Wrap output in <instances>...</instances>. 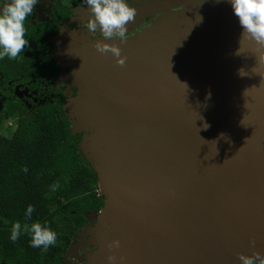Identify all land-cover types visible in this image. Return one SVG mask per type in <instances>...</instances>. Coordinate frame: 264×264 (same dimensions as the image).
Returning <instances> with one entry per match:
<instances>
[{"label": "water", "instance_id": "1", "mask_svg": "<svg viewBox=\"0 0 264 264\" xmlns=\"http://www.w3.org/2000/svg\"><path fill=\"white\" fill-rule=\"evenodd\" d=\"M141 6L150 18L125 42L68 51L98 170L133 201L131 250L149 255L143 264H241L238 254L264 250V65L247 41L235 55L242 28L230 0ZM98 41L119 46L125 65Z\"/></svg>", "mask_w": 264, "mask_h": 264}, {"label": "trees", "instance_id": "2", "mask_svg": "<svg viewBox=\"0 0 264 264\" xmlns=\"http://www.w3.org/2000/svg\"><path fill=\"white\" fill-rule=\"evenodd\" d=\"M62 1L54 2L62 16L70 5L86 2ZM25 26L29 46L16 59H0V264H61L72 236L86 223V214L99 212L103 201L97 192L98 174L79 152L80 137L68 130L59 94L46 96L41 90L56 71L48 38L55 25L27 18ZM21 85L38 90L35 96L40 99L19 95L15 89ZM25 101L31 103L29 113ZM29 205L35 209L31 218L25 215ZM16 222L49 227L57 233V243L47 250L32 247L27 232L12 242Z\"/></svg>", "mask_w": 264, "mask_h": 264}, {"label": "rangeland", "instance_id": "3", "mask_svg": "<svg viewBox=\"0 0 264 264\" xmlns=\"http://www.w3.org/2000/svg\"><path fill=\"white\" fill-rule=\"evenodd\" d=\"M142 1L144 0H126V3L135 8L137 3ZM10 2L11 0H0V12ZM62 4L70 5L67 0H63ZM152 4L150 3L151 6ZM84 5H80L78 11L70 6V10H73V15L76 18L71 17L70 20L60 25L57 35L49 37V40L54 43L49 58L51 62L58 65V69L53 78L43 82L41 90L46 96L59 93V106L66 115L68 130L71 134L80 137L79 152L98 174L97 192L102 195L103 207L99 212L86 214V223L78 228L73 235L72 243L63 256L62 264H107L106 259L109 255L116 257L114 264H143V261L149 259V255L138 245V251L131 250L134 244H137L131 232L139 228L133 201L130 195L123 192L120 184L117 189L112 187L113 182L107 173L99 172L98 165L102 155L100 145L91 134L92 132L85 130L84 126L80 125L78 88L69 73L68 51L70 47L78 45L77 38L81 35L78 33L80 25L76 23L75 19H78L83 9H88V6L86 5L85 8ZM146 9L145 6L137 9L136 19L128 25L127 31L138 29L149 20L147 16H142ZM35 17L33 11L29 19L33 20ZM25 107L29 113L32 107L31 103L25 101ZM107 219L109 221L104 226H100ZM114 240H118L120 246L110 250L108 246ZM100 256H104L101 261H99Z\"/></svg>", "mask_w": 264, "mask_h": 264}, {"label": "clouds", "instance_id": "4", "mask_svg": "<svg viewBox=\"0 0 264 264\" xmlns=\"http://www.w3.org/2000/svg\"><path fill=\"white\" fill-rule=\"evenodd\" d=\"M37 3L38 0H11L0 12V59L5 56L16 59L29 46V41L25 38L27 31L25 21L33 14ZM230 3L242 28L240 47L235 55H241V43L247 41L253 46L255 67L264 65V0H230ZM86 5L87 12L90 13L89 18L86 19V27L91 33L99 30L107 41L116 38L123 43L127 40L128 25L133 23L137 16L136 8L131 7L126 0H86ZM202 19L199 16L197 22H202ZM94 47L102 55L111 53L117 58V65L121 67L125 65L127 57L121 55V48L116 44L98 41ZM238 75L245 77L249 73L241 68L238 70ZM210 95L209 93V98ZM34 210V206L29 205L25 213L26 217L31 218ZM22 232L30 233L32 247L47 250L49 246L57 243V233L39 222L31 225L14 223L10 240L16 242ZM251 243L254 245L255 241ZM119 246L120 242L114 240L108 247L111 250ZM107 259L109 264H114L116 257L109 255ZM238 259L241 264H264V255L259 252H254L252 255L240 253Z\"/></svg>", "mask_w": 264, "mask_h": 264}, {"label": "flooded vegetation", "instance_id": "5", "mask_svg": "<svg viewBox=\"0 0 264 264\" xmlns=\"http://www.w3.org/2000/svg\"><path fill=\"white\" fill-rule=\"evenodd\" d=\"M132 1H134V0H132ZM54 2H55V0H49V1L48 0H38V3H37V5L35 6V9H34V12H35L36 17L33 20H30L29 17H28V20L31 23H34V22H45V21L50 22V23H54L56 31H55L54 35L49 34L48 35V38L57 35L60 25H62L64 22L70 20L71 17H75L76 18V16L73 15V10L72 11L69 10V12L65 16H62L63 15L62 11L60 9L57 10V8H55ZM138 3H137V5H138ZM84 4H86V2L81 3L79 5H75L72 8H75L76 11H78V9H80L79 6L80 5H84ZM85 6L86 5H84V7ZM58 11H60V13L62 15H59L58 14ZM89 15H90V13L87 12L86 9H83L82 12L79 14L78 19H75L76 20V23L80 25V27L78 28V31H79L78 33H80L81 35H79L80 37L77 35L78 36L77 40H79L78 41V44H81L82 42H86V41H91V40L94 41L96 39H99V38H102L103 37L102 33L99 30H97L96 33H91V31L87 29V27H86L87 20L86 19L89 18L88 17ZM58 17H62L61 20H58ZM147 17L150 18V16H147ZM143 25L145 26L146 23H143ZM138 29L136 28V29L132 30L131 32L137 31ZM53 48H54V43H53L52 49ZM51 63L54 64L55 62H51ZM57 69H58V65L56 66V71H57ZM56 71H55V73H56ZM55 73H54V76H55ZM69 73H70V76L72 77V73H71V70L70 69H69ZM18 86H20V85H18ZM20 88L21 89H15L17 93H22L24 90L27 89L26 90V94H28V95L30 94L29 96L26 95V96H28L27 98H30V99H32L34 101H37V100L40 99V97L35 96V94H37V91L38 90H34V91H30L29 90L28 91V88L25 89V86L23 87L22 85H21ZM42 93L45 94L43 90H42ZM56 93H58V92H56ZM71 243H72V240H71ZM71 243H70V245H71ZM70 245H69V247H70ZM66 252H67V250H66ZM259 253H261L262 255H264V250L261 251V252H259ZM61 264H62V260H61Z\"/></svg>", "mask_w": 264, "mask_h": 264}, {"label": "bare ground", "instance_id": "6", "mask_svg": "<svg viewBox=\"0 0 264 264\" xmlns=\"http://www.w3.org/2000/svg\"><path fill=\"white\" fill-rule=\"evenodd\" d=\"M80 115H81V113H80ZM80 125L82 126L81 123H80ZM101 164H102V165H101V170L107 172V169L105 168V166L103 165V163H101ZM113 185H114V187H116V185H115L114 183H113ZM110 218H112V217H110ZM110 218H109V219H110ZM109 219L103 221V223H101L100 226H104V225L106 224V222L109 221ZM103 228H104V227H103ZM255 247H256V246H255Z\"/></svg>", "mask_w": 264, "mask_h": 264}]
</instances>
